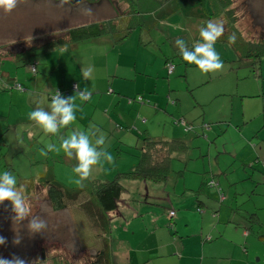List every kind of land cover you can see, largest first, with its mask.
I'll return each mask as SVG.
<instances>
[{"label":"rangeland","instance_id":"rangeland-1","mask_svg":"<svg viewBox=\"0 0 264 264\" xmlns=\"http://www.w3.org/2000/svg\"><path fill=\"white\" fill-rule=\"evenodd\" d=\"M217 1H220L219 17L211 18L203 15V8L207 7L200 3L190 4L186 0L164 3L165 7L160 8H168L170 12L164 15L159 9L154 14H144V26L134 28L123 42L116 45L110 44L111 38L108 34H102L71 44L68 42L58 46L40 47L47 40L56 41L67 29L108 19L116 15V12H123L126 6L119 3V0H81L71 2L63 8L57 6L59 0H28V3H20L10 14L0 11V86L15 83L4 90L0 89V173L9 171L16 176L18 187L22 188L31 208L29 218L36 216L47 222V228L42 234H32L27 229V220L21 224L13 223V213L8 201L0 204V236L7 240L5 245H0V257L11 258L12 255H17L28 261L38 258L42 264H94L102 241L100 239V243H97L93 238L99 229L95 227L96 221L82 212L79 202L84 199L68 202L64 209L53 210L47 200L45 188L35 178L49 166L59 181L67 186H78L75 183L78 176L73 172L77 161L67 158L62 150L59 153L48 152L44 155L48 144L60 146L59 136L44 133L29 119V114L37 106L49 110L55 91H59L64 97H70L75 94L76 85L83 90L82 84H85V88L91 91V97L83 102L79 97L76 98L75 103L79 106L75 112L76 121L64 128L66 134L62 136L67 137L77 129L87 131L96 128L83 124L86 121H97L100 108L94 105L97 101L93 97H96L98 92L104 93L110 82L115 86L121 83L122 77H127L124 74H135V70H139L141 74H137L129 84L122 82L120 85H128V90L139 88L145 91L147 96H153H148L150 105L157 103L154 108L158 110L154 112L153 109L148 116H141L145 118V121L141 122L142 129H146L150 136H169L168 124L181 126L182 129L189 124H203L202 127L207 124L208 137L204 136L205 133L197 135L193 129L187 130L188 137L182 138L187 144V149L172 157L167 183L170 179L177 180L180 192L181 183L189 182V177H196L197 174H208L206 176L210 177L212 172H207L208 167L219 171V167L230 166L235 168L239 176L245 175V179L238 177L233 185L237 192L235 196L240 200V210L244 212L241 215L246 219L252 216L242 209L249 202L264 207L262 176L257 174L252 177L251 184L255 193L252 187L245 188L247 181H250L247 178L250 171L245 173V161L248 156L240 153L234 157L231 150L223 151V147L228 150L233 139H238L237 142L241 143L243 140L240 134L246 136L248 147L252 148L256 144L257 150L263 140L258 137L255 143L252 136L247 137V134L250 128L263 122L264 56L261 57L259 65L252 69L245 63L235 61V55L227 44L216 43L215 49L223 61L224 70L206 74L196 65L184 61L174 47L177 38H183L191 47L198 40L200 27L208 21L224 23L227 17L232 20V25L224 29H237L246 38L256 39L261 31H264V0ZM83 8H91V15L82 14ZM200 14L203 15L202 18L198 17ZM33 46L38 48L33 49L32 53L18 54ZM166 59H171L166 62L174 65L171 71L166 68V63L164 66ZM89 68L92 70L91 75L85 80L83 71ZM108 88L111 89L110 86ZM171 101H174V104ZM102 102L107 100L103 98ZM165 107L176 111L171 122L164 116H167ZM242 116L244 118H241ZM117 118L123 121L119 116ZM179 120H183V123ZM210 130H214V136ZM30 132L33 134L29 135ZM100 132L106 133L107 151L114 156L115 164L105 163L102 168L94 167L90 178L111 179L118 172L126 171L136 163V137L131 134L136 135L140 131L133 132L124 128L121 132L124 133L121 139L123 145L115 142L108 131ZM256 133L257 131H254V135ZM94 141L95 138L93 143ZM215 144L218 147H214ZM254 158L253 155L251 161ZM246 166L249 167L247 163ZM259 169L264 171V168ZM219 177L222 178L223 174ZM31 178L32 185L26 189V184ZM123 180L125 179H121L122 183ZM219 187V190H225L224 185ZM168 189L170 190L171 186L168 185ZM215 193L209 197L222 203L234 195L231 190L230 193L225 192V197L221 199L220 195ZM118 203L120 207L117 204V208L108 214L110 222L118 210L126 206L122 201ZM155 208L161 211L163 207ZM175 210L176 207L164 209L170 226L174 223ZM186 210L189 212L191 208ZM195 210L198 212L201 208L197 207ZM189 216L191 219L195 218L192 214ZM234 226L230 224L228 228ZM107 228L108 234L101 235L110 239L113 227L108 223ZM17 231L22 240L19 245H14L12 241ZM261 232H264V226ZM251 239L249 236L250 245ZM257 248L260 253L254 260L258 264H264L263 240L257 242ZM130 255L135 256L136 249H131ZM165 261L162 259L161 264ZM118 263L122 264V259Z\"/></svg>","mask_w":264,"mask_h":264},{"label":"crops","instance_id":"crops-1","mask_svg":"<svg viewBox=\"0 0 264 264\" xmlns=\"http://www.w3.org/2000/svg\"><path fill=\"white\" fill-rule=\"evenodd\" d=\"M166 61H171V59ZM135 71V74H124L127 77H122L121 83L115 86L110 82L108 87L110 86L111 89L107 87L108 89L106 88L104 93L98 92L97 96L93 97L97 101L94 105L100 108L97 121H86L83 124L95 126L102 131H108L109 135L113 136L114 141L120 145L124 144L123 140H121L123 138L122 135H124L121 132L124 128L133 132L140 131L136 135L131 134V136L136 137L134 146H137L138 152L136 156L138 158L142 134L145 133L150 136L146 129H142L141 122L143 123L145 118L141 116H148L153 109L154 112L158 109L154 108L157 103L150 105L151 101L148 96H153H147V93L139 88L128 90V85H120L122 82L123 84H129L137 74H141L139 70ZM131 76L132 78H130ZM82 85L85 88V84ZM103 98L107 102L103 103ZM171 103L174 104V101H171ZM94 110H96V107ZM165 111L169 117L164 116L169 118L171 122L176 114L175 109L165 107ZM89 115L92 118V113ZM118 116L123 121L118 119ZM241 118H244V116ZM179 121L183 123V120ZM262 121L261 125H259V122L255 127L250 128L247 134V137L252 136V141L255 143H257L256 138L261 137L263 139L258 145V150L256 149V144L252 148L248 147V143L245 140L246 136L241 134L240 138L243 140L241 143L237 142L238 139H233L229 143L228 150L223 147L224 152L231 150L234 153V157H237L240 153L243 156H248V160L245 161V173L250 171V175L246 174L250 181H247L248 185L245 188L253 186L251 184L252 177L257 174L262 176L261 180L264 182V171L261 172L259 169L264 168V128L262 129L264 116ZM119 122L122 124H119ZM202 125L189 124L182 129L181 126L168 124L167 133H169V136L150 137L156 139L180 137L177 139H182L188 137L186 132L190 129H193L192 131H195L197 135L205 133L204 136L208 137L209 134H206L208 132L207 126L204 125L202 127ZM139 129H142V131ZM254 131H257L255 135ZM210 132H213V136L215 135L214 130H210ZM32 134L33 132L29 133V135ZM60 134H66V130L64 129ZM214 147H218V145L215 144ZM209 155L210 145L207 150L208 159ZM253 155L255 158L251 161ZM246 163L249 167L246 166ZM234 169L227 166L226 168L219 167V171H213L208 167L207 172H212L210 177L206 176L208 174L205 176L197 174L196 177H189V182L181 183L182 191L180 192L179 188H177V180L170 179L168 183L166 180L157 183L139 179L123 180L124 190L118 202L122 201L126 206L118 210L111 222L109 221L110 219L108 220L113 227V231H111L109 236L111 238L108 239L113 263L120 264L118 261L122 259V264H161V260L164 259L166 260L164 264H258L254 257L260 253L257 251V242L264 241V232H261L264 226L262 224L264 221V207L249 202L242 209L251 213L252 216L246 219L241 215L244 212L240 210V200L235 196L237 192L233 185L238 177L245 179V175L240 174L239 176V173ZM221 174H223L222 178L219 177ZM195 180L197 181V186H195ZM168 185L171 186L170 190ZM220 185H224L225 190L222 188V190H219ZM231 190L234 191V195L224 203L217 202L209 197V195L216 194L215 192L225 197V192L230 193ZM252 190L255 193L253 187ZM117 204L120 207V204ZM155 206H158V209L163 208L159 211ZM175 207L176 216L173 219V225L170 226L168 224L169 217L166 212L164 213V209L169 210ZM189 207L191 211L187 212L186 209ZM197 207H200L201 211L197 212L195 210ZM189 214L194 215L195 218L191 219ZM220 214L222 215L219 216ZM230 224L235 226L228 228ZM98 234H100L99 230L93 238L97 239V243H100L101 237ZM106 234H108V230ZM151 236L153 237L151 238ZM249 236L252 238L250 241L251 245L248 241ZM131 249H136L135 256L130 255Z\"/></svg>","mask_w":264,"mask_h":264},{"label":"trees","instance_id":"trees-1","mask_svg":"<svg viewBox=\"0 0 264 264\" xmlns=\"http://www.w3.org/2000/svg\"><path fill=\"white\" fill-rule=\"evenodd\" d=\"M171 0H119V3L125 4L123 12H116V15L108 19H101L89 24L78 25L74 28L67 29L65 34L59 36L55 40H47L42 46H58L60 44L74 43L83 41L102 34H108L111 38L112 45L123 42L134 28H142L144 26V14L160 12L166 15L169 11L164 3ZM190 4H202L207 8H203V15L211 17H219L220 1L217 0H186ZM92 2V1H90ZM224 2V1H223ZM167 5V4H166ZM225 5H222L224 7ZM198 16L199 18L202 16ZM206 18V17H205ZM228 24V25H227ZM224 28L232 25V20L229 17L223 23ZM235 34V43H230L228 37ZM199 39V37H198ZM217 44H227L235 55V61L242 62L255 69L259 64L261 57L264 56V31L256 39L246 38L237 29H224L223 35L217 40ZM38 48L33 46L28 50L18 54L32 53V50ZM168 60V59H166ZM165 60V61H166ZM33 65V64H32ZM36 69V68H35ZM16 82V81H15ZM15 84V83H14ZM13 83H6L0 86L1 90L6 89ZM187 149V144L182 139H156L142 134L139 145V155L135 165L126 171L118 172L111 179L101 180L100 178H88L84 181L85 186H67L54 177L51 167L45 169L35 177L38 183L42 184L46 191L47 200L53 210H60L67 206L68 202L78 201L81 210L90 219L96 221V227L99 229L98 234L101 237L102 245L99 247L96 254L94 264H112L111 251L108 245L107 235L108 230V215L117 207L118 200L124 186L121 179H139L150 180L153 182H163L170 174V161L175 154H179ZM32 179L26 184V189L32 185ZM102 233V235H101Z\"/></svg>","mask_w":264,"mask_h":264},{"label":"clouds","instance_id":"clouds-1","mask_svg":"<svg viewBox=\"0 0 264 264\" xmlns=\"http://www.w3.org/2000/svg\"><path fill=\"white\" fill-rule=\"evenodd\" d=\"M20 3H28V0H0V11L10 14ZM71 0H59L58 7L63 8L70 5ZM82 14L91 15V8L81 9ZM224 33L223 22L208 21L203 27L199 28V39L196 40L191 47L183 38H177L174 41V47L177 48L182 59L188 64H194L202 73H219L224 70V64L218 52L215 49L217 40ZM230 43H235L236 36L232 34L228 37ZM91 69L83 71L85 80L89 79ZM79 99L87 101L91 97V91L88 88L80 90V86L76 85V92L73 96L64 97L59 91H55L51 97L50 110H44L37 106L35 110L29 114V119L34 121L44 133L53 136H59L60 146L50 143L46 146L48 152H57L61 150L69 159H75L77 165L73 168V172L78 176L75 183L79 187H84L86 181L92 174L94 167H103L105 163L108 165L115 164L114 156L107 151L106 133L100 132L99 129L92 128L85 130H74L71 135L64 137L60 135L61 129L68 128L76 121L75 112L79 107L75 100ZM93 138L95 141L93 143ZM8 201L11 205L13 215L11 219L13 223L21 224L27 220V229L30 233H43L47 228V222L39 217L31 216V208L26 201L22 188L18 187L17 178L9 171L0 173V204ZM22 237L17 231L13 237L12 243L19 245ZM7 240L0 236V245H5ZM0 264H42L37 258L28 261L20 256L12 255L11 258L0 257Z\"/></svg>","mask_w":264,"mask_h":264},{"label":"built area","instance_id":"built-area-1","mask_svg":"<svg viewBox=\"0 0 264 264\" xmlns=\"http://www.w3.org/2000/svg\"><path fill=\"white\" fill-rule=\"evenodd\" d=\"M172 67V68H171ZM166 68L171 71L174 68L173 63L171 62H166ZM205 126H207V124H204ZM223 195H220V197L222 198ZM172 213V212H171Z\"/></svg>","mask_w":264,"mask_h":264},{"label":"water","instance_id":"water-1","mask_svg":"<svg viewBox=\"0 0 264 264\" xmlns=\"http://www.w3.org/2000/svg\"><path fill=\"white\" fill-rule=\"evenodd\" d=\"M78 1H81V0H71V2H78ZM215 214V213H214Z\"/></svg>","mask_w":264,"mask_h":264},{"label":"bare ground","instance_id":"bare-ground-1","mask_svg":"<svg viewBox=\"0 0 264 264\" xmlns=\"http://www.w3.org/2000/svg\"><path fill=\"white\" fill-rule=\"evenodd\" d=\"M143 181V180H142ZM66 208V207H65ZM64 209V208H63ZM238 212V211H237ZM251 214V213H250ZM257 220H258V218H257ZM250 225H251V223H249ZM255 224V223H254ZM252 226V225H251ZM97 240V239H96Z\"/></svg>","mask_w":264,"mask_h":264}]
</instances>
